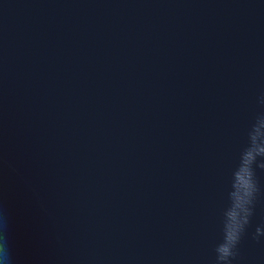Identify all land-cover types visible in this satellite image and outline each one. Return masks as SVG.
<instances>
[{
  "label": "water",
  "instance_id": "1",
  "mask_svg": "<svg viewBox=\"0 0 264 264\" xmlns=\"http://www.w3.org/2000/svg\"><path fill=\"white\" fill-rule=\"evenodd\" d=\"M0 264H264V0H0Z\"/></svg>",
  "mask_w": 264,
  "mask_h": 264
}]
</instances>
